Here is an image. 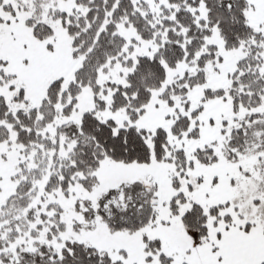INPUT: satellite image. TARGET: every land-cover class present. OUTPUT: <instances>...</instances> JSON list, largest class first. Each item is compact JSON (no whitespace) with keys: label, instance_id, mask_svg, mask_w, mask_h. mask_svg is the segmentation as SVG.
<instances>
[{"label":"snow or ice","instance_id":"6c2138e0","mask_svg":"<svg viewBox=\"0 0 264 264\" xmlns=\"http://www.w3.org/2000/svg\"><path fill=\"white\" fill-rule=\"evenodd\" d=\"M0 264H264V0H0Z\"/></svg>","mask_w":264,"mask_h":264}]
</instances>
